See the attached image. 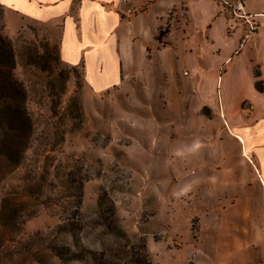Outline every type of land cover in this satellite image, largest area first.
Masks as SVG:
<instances>
[{
    "label": "rangeland",
    "instance_id": "1",
    "mask_svg": "<svg viewBox=\"0 0 264 264\" xmlns=\"http://www.w3.org/2000/svg\"><path fill=\"white\" fill-rule=\"evenodd\" d=\"M0 2V38L15 54L13 72L36 122L32 149L0 183V204L6 192L39 179L32 195L0 206L13 225L0 222V264H264L262 188L228 128L255 123L252 98L235 107L232 120L223 116L221 86L218 109L195 97L211 88L210 71L191 85L189 58L174 53L167 57L175 82L157 70L152 83L95 92L82 65L61 59L58 21H37ZM245 2L264 7V0ZM255 16L243 39L250 35L251 43L260 28ZM228 65H219L217 79ZM47 149L54 150L45 160L37 153Z\"/></svg>",
    "mask_w": 264,
    "mask_h": 264
},
{
    "label": "crops",
    "instance_id": "2",
    "mask_svg": "<svg viewBox=\"0 0 264 264\" xmlns=\"http://www.w3.org/2000/svg\"><path fill=\"white\" fill-rule=\"evenodd\" d=\"M243 1L246 11L256 13L259 22L254 43L250 35L243 40L248 34L247 21L230 16L223 0H3V3L37 21H58L61 59L70 65H82L85 81L95 92L134 80L152 83V72L155 74L157 70L167 72L168 80L175 82L179 78L167 57L174 53L189 58L194 70L191 85L198 86L200 73L210 71L205 73V79L211 88L195 97H205L204 103L218 109L214 95L221 86L223 116L227 114L232 120L235 107L252 98L255 123L249 126L244 122L236 130L228 122V128L241 142L242 154L258 178L264 197V94L255 86L258 77L251 61L261 63L259 68L264 77V7L257 9ZM18 7L22 11L31 7L35 12L24 13ZM240 46L242 51L233 56ZM223 52L226 56H221ZM244 55L248 56L246 61L242 59ZM226 62H229L227 71L217 79L215 71ZM185 70L184 75H190ZM228 87H235V93L229 95ZM245 88L249 89L248 94H243Z\"/></svg>",
    "mask_w": 264,
    "mask_h": 264
},
{
    "label": "trees",
    "instance_id": "3",
    "mask_svg": "<svg viewBox=\"0 0 264 264\" xmlns=\"http://www.w3.org/2000/svg\"><path fill=\"white\" fill-rule=\"evenodd\" d=\"M0 4L3 5L1 2ZM15 63L12 48L4 44L0 38V183L8 175L5 172L10 166L16 168L22 165L27 157V151L32 149L36 138V122L27 106V90L13 72ZM255 74L258 77L255 86L264 93V77H261L260 68L255 71ZM52 150L54 149H47L37 154L44 156L46 160L50 157L49 152ZM29 179L22 191L16 188L3 194L0 206L10 207L11 199L9 198L22 192L32 195L30 189L39 179L37 175ZM3 213L4 211L1 210L0 222L6 229L13 230L11 221L2 217Z\"/></svg>",
    "mask_w": 264,
    "mask_h": 264
},
{
    "label": "built area",
    "instance_id": "4",
    "mask_svg": "<svg viewBox=\"0 0 264 264\" xmlns=\"http://www.w3.org/2000/svg\"><path fill=\"white\" fill-rule=\"evenodd\" d=\"M124 2H127L128 0H123ZM224 4L232 9L234 14L238 18L245 19L248 23H252L253 17L255 16L252 13H249L245 9V4L243 0H223ZM131 13L132 10H129ZM187 73V72H186Z\"/></svg>",
    "mask_w": 264,
    "mask_h": 264
}]
</instances>
